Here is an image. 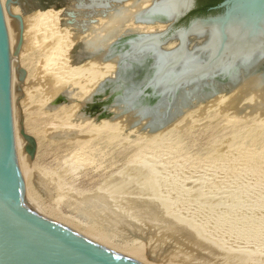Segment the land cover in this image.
I'll return each mask as SVG.
<instances>
[{"label": "rangeland", "instance_id": "1", "mask_svg": "<svg viewBox=\"0 0 264 264\" xmlns=\"http://www.w3.org/2000/svg\"><path fill=\"white\" fill-rule=\"evenodd\" d=\"M14 8L22 18L35 14L22 15L11 6L12 14ZM57 16L51 28H29V51L18 60L24 81L30 78L27 85L22 81L16 104L21 126L36 142L31 171L17 167L23 194L28 189L36 209L52 222L137 264H264V112L251 109L250 99L233 108L221 102L187 116L172 131L165 128L168 132L136 134L139 129L122 124L126 118L100 132L93 118L72 117L88 96L76 97L85 74L72 70L87 61L63 72V58L74 43L55 36ZM4 18L11 20L5 13ZM57 31L78 43L88 39L73 27ZM50 79L54 97L45 87ZM64 88L77 89L75 102L45 109ZM71 105L77 107L73 115L65 108ZM55 128L74 131L76 140L53 141ZM16 154L17 160L20 149Z\"/></svg>", "mask_w": 264, "mask_h": 264}, {"label": "water", "instance_id": "2", "mask_svg": "<svg viewBox=\"0 0 264 264\" xmlns=\"http://www.w3.org/2000/svg\"><path fill=\"white\" fill-rule=\"evenodd\" d=\"M127 1L131 5L122 7ZM145 2L151 5L139 11ZM11 6L19 7L22 15L61 10L54 34L74 43L63 58V72L84 61L115 65L114 76L80 102L74 119L126 118L122 124L139 129L136 134H153L200 104L234 95L246 80L249 91L263 102L264 0H222L202 16L190 15L196 0H5L4 11L0 1V264H137L48 220L25 199L17 167L23 173L31 171L36 142L21 126L16 104L25 78L17 61L24 25ZM4 13L11 20L5 22ZM105 16L109 27L131 17L135 24L157 22L166 27L152 34L125 30L107 46L109 34L78 43L57 31L66 26L85 34L88 24L97 23L90 18ZM8 29L15 40L11 58ZM172 43L174 47L167 48ZM65 89L45 109L75 102L71 96L77 89Z\"/></svg>", "mask_w": 264, "mask_h": 264}, {"label": "bare ground", "instance_id": "3", "mask_svg": "<svg viewBox=\"0 0 264 264\" xmlns=\"http://www.w3.org/2000/svg\"><path fill=\"white\" fill-rule=\"evenodd\" d=\"M1 1V3H3L4 2V0H0ZM129 5H131V1H127V2H125V3H122V7H128ZM151 5V2H145V3H140L139 4V7H140V9H139V11H142V10H144V9H146L147 7H149ZM13 8V7H12ZM13 12L14 13H16V14H18V9L17 8H14L13 9ZM11 13H12V10H11ZM56 16H57V13H52V14H50V15H48V14H42V15H35V14H29V15H27V16H25V17H23V24H24V31H23V39H24V41H23V39H22V41H23V43H22V45H21V47H20V50H19V52H18V55H17V61L19 60V62H21L22 61V59L24 58V55H26V53H27V50L29 51V47H30V39L29 38H31V37H29L28 35V31H29V28L31 27V28H33L34 26V28L33 29H35L36 28V26H37V24H38V26H39V24H41L40 26L42 27V26H44L45 28H51L53 25H54V20H55V18H56ZM100 19V18H99ZM90 20H94V18H90ZM6 21V20H5ZM7 22V21H6ZM109 24H110V21H109V19L105 16V17H103V18H101L97 23H96V25H91V24H88V27H87V34H88V39H86V40H84L85 42L86 41H88V40H90L93 36H95V35H98L99 34V36L100 37H102V36H104V35H107V34H109L110 35V39H108L107 40V42H105L104 43V45L105 46H107L110 42H111V40L113 39V38H115V37H117V36H119L120 34H122L125 30H132V32H134V33H148V34H152V33H156V32H159V31H162V30H164V28L166 27V25H163V24H159V23H157V22H153V24H140V23H134V20L132 19V17L131 18H126V19H124V20H121V22H117V23H114L113 25H112V27H109ZM32 25V26H31ZM45 30V29H44ZM49 30V29H48ZM9 29L7 30V33H8V41H9V53H10V58H11V45H13V39H10V36H9ZM81 38V37H80ZM10 39V40H9ZM31 41H32V39H31ZM172 45H174V43H172V44H170V45H168V47L167 48H171V46ZM174 47V46H173ZM172 47V48H173ZM51 59V58H50ZM93 71V73L91 72L90 74H88L87 72L88 71ZM114 72H115V65L113 64V63H102V62H92V61H87L86 63H84V65H82L81 67H79L78 69H73L72 70V74H75V75H82V74H85V76H84V84H82V86L80 85V87H81V89H80V93L76 96L77 98L79 97H82V96H84L83 94H85V93H88V95L93 91V89L95 88V86L97 85L98 86V84L100 83V82H102L104 79H105V77L107 76V75H110V77L109 78H112L113 76H114ZM53 77V76H52ZM51 77V78H52ZM29 75L28 76H26V79H25V81H24V79H23V81H24V83H23V85H27L26 84V82L27 81H29ZM46 79V78H45ZM53 79V78H52ZM45 81H47V80H45ZM50 81H51V79H50ZM50 81H47L48 82V84L47 85H45V87L46 86H48L49 85V88H48V91L51 93V90L53 91V87H54V83L52 82V84L50 85L49 84V82ZM98 83V84H97ZM249 85H250V80H246V81H244L242 84H241V86H240V88L237 90V92L234 94V95H230V96H223L222 97V95L221 96H218V97H216V98H214V99H212V100H210V101H208V102H206V103H204V104H200V105H198L196 108H194L193 110H190V111H187V112H185L184 113V115L182 116V117H180V119L179 120H177L176 122H174L173 124H172V126H170V127H172L171 128V131H172V129H174V128H177V127H174L173 128V126H175V125H177V124H179V123H182L181 121L183 120L184 121V123H185V118H187V116H189V115H192L193 113L195 114V112L197 111L198 112V110H199V112H200V110H205L206 108H208L209 106H213V104H220L221 102L222 103H224L225 104V106L227 107V108H233L235 105H239L240 104V102H242V101H245V100H248V99H250L251 101H249V102H254V104L252 105V106H250V108L251 109H260V111H262V112H264V93H262V96H261V99L263 100V102L260 100V96H259V94L258 93H252L251 91H249ZM30 86V85H29ZM73 86V85H72ZM79 86V85H78ZM97 86H96V88H97ZM24 87V86H23ZM31 87V86H30ZM26 88V87H25ZM23 89V90H26V89H28V88H26V89ZM47 90V89H46ZM47 91V93H49ZM24 92V91H23ZM83 93V94H82ZM24 94V93H23ZM52 94V93H51ZM52 96L54 97V91H53V94H52ZM23 97V96H22ZM218 104V105H219ZM248 104V103H247ZM249 105V104H248ZM59 106H61V105H59ZM74 105H71V106H69V107H65V108H69V110L71 111V113H72V115L74 114V111H75V109H74V107L75 108H77L76 106H74ZM239 106H241V105H239ZM11 107H12V105H11ZM56 107H58V106H56ZM55 107V108H56ZM248 108V107H247ZM209 109V108H208ZM236 109V108H235ZM242 109V108H241ZM245 109V108H244ZM55 111H56V109H55ZM55 111H53L54 113L53 114H56L57 112H55ZM237 111V110H236ZM236 111H234V112H236ZM251 111V110H250ZM253 112H254V110H252ZM249 112V111H248ZM262 112H261V114H262ZM203 113V112H202ZM201 113V114H202ZM200 114V113H199ZM250 114V113H249ZM248 114V115H249ZM264 114V113H263ZM262 114V115H263ZM71 115V116H72ZM55 122V121H54ZM60 122H62V121H59V123ZM83 122H91V121H89V120H85V121H83ZM58 123V122H57ZM63 123V122H62ZM62 123H60V124H62ZM111 122H107L106 120L105 121H100L97 125H96V127H99L100 128V132H102L103 130H106L108 127H113V126H117V125H119L120 123H122V120H120V119H118V120H116V121H114V123L113 124H110ZM56 124V123H55ZM54 124V125H55ZM86 124V123H85ZM117 124V125H116ZM57 125V124H56ZM63 125V124H62ZM64 125H66L67 126V124L66 123H64ZM70 125H72L71 124V122H70ZM81 125V124H80ZM178 126V125H177ZM67 127H69V123H68V126ZM107 127V128H106ZM182 127V126H181ZM65 128V127H64ZM99 128L97 129V130H99ZM106 128V129H105ZM178 128H180V127H178ZM13 129H15L14 128V124H13ZM61 129H63V128H59V129H57V128H55V129H53L52 131H51V134L49 135V137L50 138H52L53 139V141H55V142H62L63 143V141H71L70 143H72V141H74V140H76V133L74 132V131H72V130H61ZM166 129H168V128H166ZM96 130V131H97ZM165 130V129H164ZM170 130V129H169ZM80 131V130H79ZM165 131H167V130H165ZM165 131H163V132H165ZM26 132H28V131H26ZM162 132V131H161ZM168 132V131H167ZM50 133V132H49ZM80 133V132H79ZM99 133V132H98ZM155 135V134H154ZM15 134L13 135V143H15ZM75 142H77V141H75ZM75 142H73V144L72 145H75ZM65 143V142H64ZM70 145V144H69ZM15 155H17V154H15ZM20 178V177H19ZM20 183L23 185V183H24V180L22 179V178H20ZM42 183V182H41ZM44 183V182H43ZM47 185V184H46ZM24 186V185H23ZM46 187V186H45ZM49 188V187H48ZM113 188H114V186H113ZM113 188H112V190H113ZM128 189V188H127ZM25 190H26V192H25V199L28 201V203L36 210V211H38L36 208H38V205H37V202L35 201V200H33V198H32V196H31V194L29 193V190L28 189H26L25 188ZM65 194V193H64ZM68 195V194H67ZM81 195V194H80ZM93 195V194H92ZM103 195V194H102ZM107 196V195H106ZM70 198H71V196H69ZM73 197H74V195H73ZM99 197V196H98ZM85 198V197H84ZM100 198V197H99ZM108 198V197H107ZM68 199V198H67ZM66 199V200H67ZM72 199V198H71ZM75 199H77V198H75ZM74 199V200H75ZM77 200H79V199H77ZM70 201V200H69ZM84 204V203H83ZM82 205V204H81ZM84 205H86V204H84ZM99 205V204H98ZM102 206V205H101ZM75 207V206H74ZM84 207V206H83ZM88 207H90V205L89 206H87V208ZM93 207V206H92ZM104 207V206H103ZM80 210L82 209V206L79 208ZM78 209V210H79ZM85 209H86V206H85ZM84 209V210H85ZM94 209V208H93ZM83 210V209H82ZM98 210V209H97ZM88 211V210H87ZM101 211V210H100ZM39 212V211H38ZM78 212V211H77ZM85 212H86V210H85ZM90 212H92V211H90ZM88 213V212H87ZM94 213H95V211H94ZM100 215H101V213L100 212H98ZM85 215H86V213H85ZM115 215H117L116 217H117V219L119 218V214H115ZM91 216V215H90ZM112 216H114V215H112ZM45 217V216H44ZM46 217H48L47 219H49L50 221H52L50 218H49V216H46ZM109 217H110V215H109ZM110 219V218H109ZM122 219H124V218H122ZM122 219H121V221H122ZM141 219V218H140ZM139 219V220H140ZM89 220H91V219H89ZM110 220H112V218L110 219ZM119 220V219H118ZM146 220V219H145ZM109 221V220H108ZM107 222V221H106ZM112 222H114V221H112ZM142 222V221H141ZM110 223H111V221H110ZM115 223H117V221L115 222ZM146 223V222H145ZM103 224V223H102ZM101 223H100V225H102ZM126 224V223H125ZM108 225H109V223H108ZM107 225V226H108ZM115 225V224H114ZM98 226V225H97ZM106 225H104V227H105ZM116 226V225H115ZM101 227V226H100ZM131 227V226H130ZM138 227V226H137ZM102 228V227H101ZM106 228H108V227H106ZM116 228V227H115ZM131 229H134V227L133 228H131ZM110 230V229H109ZM114 230V229H113ZM112 230V231H113ZM122 230V229H121ZM116 231V230H115ZM117 232V231H116ZM119 232V231H118ZM108 234V233H107ZM112 234H113V232H112ZM119 235H122V234H119ZM125 237V236H124ZM122 238V237H121Z\"/></svg>", "mask_w": 264, "mask_h": 264}, {"label": "flooded vegetation", "instance_id": "4", "mask_svg": "<svg viewBox=\"0 0 264 264\" xmlns=\"http://www.w3.org/2000/svg\"><path fill=\"white\" fill-rule=\"evenodd\" d=\"M222 1V0H221ZM220 1L215 2L212 0H196L195 9L190 13L191 16H202L209 12V9L217 5Z\"/></svg>", "mask_w": 264, "mask_h": 264}, {"label": "trees", "instance_id": "5", "mask_svg": "<svg viewBox=\"0 0 264 264\" xmlns=\"http://www.w3.org/2000/svg\"><path fill=\"white\" fill-rule=\"evenodd\" d=\"M212 1L218 2V1H221V0H212Z\"/></svg>", "mask_w": 264, "mask_h": 264}]
</instances>
